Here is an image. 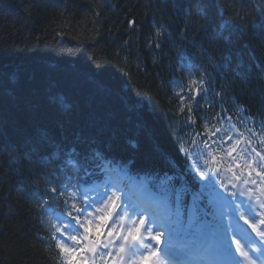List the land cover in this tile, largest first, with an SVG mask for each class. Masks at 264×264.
Returning a JSON list of instances; mask_svg holds the SVG:
<instances>
[{
	"label": "trees",
	"instance_id": "obj_1",
	"mask_svg": "<svg viewBox=\"0 0 264 264\" xmlns=\"http://www.w3.org/2000/svg\"><path fill=\"white\" fill-rule=\"evenodd\" d=\"M201 77L185 127L177 82ZM239 113L264 134V0H0V264H62L40 206L50 180L113 161L194 181L185 143Z\"/></svg>",
	"mask_w": 264,
	"mask_h": 264
},
{
	"label": "snow or ice",
	"instance_id": "obj_2",
	"mask_svg": "<svg viewBox=\"0 0 264 264\" xmlns=\"http://www.w3.org/2000/svg\"><path fill=\"white\" fill-rule=\"evenodd\" d=\"M127 23L129 27L135 26L133 20ZM191 30L194 27L185 29L182 34L187 36ZM155 36L158 38L155 46L159 48L162 28L156 29ZM198 39V36L192 37L193 46ZM90 59L95 61L96 58L91 56ZM96 66L99 67L100 62L97 61ZM206 85L207 81L202 77L198 81L190 80L186 89L177 82L180 89L175 92L179 98L178 114H188L185 127L195 124L194 113L201 107L199 100L209 91ZM216 119L219 122V115ZM206 135L207 132L197 133L190 146L192 151L185 152L194 161L189 171L195 182L215 192L217 197L225 198L226 207L220 212L219 222L215 225L209 226L196 215L189 217L188 228L200 235L202 244L197 247L185 245L181 249V264H264V211L257 212V208L264 210V200L260 199V196H264V189L259 187L264 184V155L251 142L238 149L241 141L237 139L233 142L235 132L229 135L217 128L211 133L210 139H203ZM249 135L255 137L257 133L250 131ZM260 143L264 144V140ZM226 144L229 145L227 148ZM211 146H215L214 151ZM209 158L217 165L215 168L209 167ZM94 159L100 161L107 157L94 154ZM245 165L250 169L247 179L234 171V168H245ZM98 166L102 172L106 171L103 164ZM253 172L259 181L252 178ZM92 175V171L85 170V177L90 178ZM241 180L244 186L251 187L245 189L239 183ZM86 183L87 180L82 183V178L76 177L69 178L67 182L50 180L51 186L40 197L41 208L50 210L48 227L51 241L62 258V264H174L170 260L172 246L161 245L164 237L171 241L173 225L182 224L184 190L177 191L174 206L168 198L155 200L151 196L145 197L141 205L126 198L125 190L115 184L105 182L84 187ZM217 186L223 190L224 196L216 191ZM254 188L259 189V194L254 192ZM246 193L247 199L244 198ZM203 195L201 192L194 200ZM253 196H256L255 203ZM237 213L256 234L258 242L249 238L242 244L235 238L229 217ZM258 214L262 217L258 221L260 228L257 223L251 222ZM126 219L132 220V226L125 223ZM226 219L227 224L224 223ZM229 235L232 236L231 240Z\"/></svg>",
	"mask_w": 264,
	"mask_h": 264
}]
</instances>
